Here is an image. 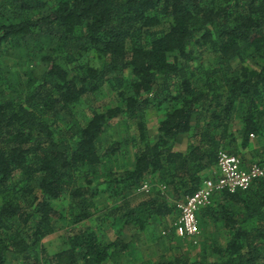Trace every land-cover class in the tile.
<instances>
[{
    "label": "trees",
    "instance_id": "16d2710c",
    "mask_svg": "<svg viewBox=\"0 0 264 264\" xmlns=\"http://www.w3.org/2000/svg\"><path fill=\"white\" fill-rule=\"evenodd\" d=\"M13 54L29 68L5 72ZM0 63V264L118 263L133 249L123 228L111 240L101 226L76 228L101 211L100 193L113 198L112 225L163 223L174 239L177 205L219 151L264 165V145L253 149L264 136V0H0ZM105 90L117 104L79 120ZM152 109L161 117L149 128ZM118 122L126 140L104 145ZM126 146L132 166L105 169ZM64 200L69 216L55 205ZM64 219L74 230L50 253L44 240ZM198 220L221 239L154 264H264V177L217 192Z\"/></svg>",
    "mask_w": 264,
    "mask_h": 264
},
{
    "label": "rangeland",
    "instance_id": "374dc122",
    "mask_svg": "<svg viewBox=\"0 0 264 264\" xmlns=\"http://www.w3.org/2000/svg\"><path fill=\"white\" fill-rule=\"evenodd\" d=\"M20 61H24V58H21L18 54H13L9 59V66H5V72H17L18 68H21L23 70L29 68L30 65H27V62L21 64ZM208 61L210 60L205 57L202 58V62L205 65H208ZM115 104H117L115 94L113 92H110L109 90H105L99 93L95 98H91L90 100H87L85 103H83L79 108H77V110L75 111V115L79 120L85 121V118L89 117L90 115L91 108L102 109V107L105 108L106 106ZM163 107L165 108L166 106ZM160 117L161 113H159V111H157L156 109H152L151 111L149 110V112L147 113L148 124L156 125L158 118ZM128 131V126L125 124V122H118L111 132L104 135L101 141L104 145H109L117 141L126 140V137L130 132ZM263 145L264 136L253 138V149ZM125 150V153L122 152L121 154H118L114 158H112L111 163L109 162L105 166V169L113 168L119 170L121 168L132 166L134 160V151L129 146H126ZM244 154L247 158V162L246 160L239 157L244 167H248L254 163H258L256 160L252 159L253 156L251 151L247 150L246 152H244ZM209 174H212L211 176H209V178H215L218 176L217 172L213 173L211 171ZM147 184L149 186V189H151V181H148ZM98 198L99 199L97 200V203H99V208L101 209V211L95 214L89 221L79 224L76 228H83L88 226L99 228V226H101L100 231L102 232V235L106 236L109 240H111L115 236L114 230L123 228L122 233L125 235L126 241L133 240V249L130 252L119 258L118 263L109 262L107 264H154L163 256H179L184 252H189L190 255L195 256L202 250L204 241L207 240L208 243L211 244L213 240H216L217 237L221 239L217 229L213 225H210L208 229L204 228L202 224L201 226L199 225L200 234L196 238H181L174 232V239H170L172 232H170L168 228H165V225L163 223L159 224L157 222H153L146 228L145 231L141 233H138L137 228L131 227L132 229H130L129 226H126L125 228L123 221L119 219L112 225L110 222L106 221L104 217L106 215V207L110 203L113 204V198L109 197V195L107 194L103 195L102 193L99 194ZM140 198H144V195H137L135 198H133V200L131 201L132 206L136 205L141 200ZM64 202L65 200L60 203H55V205L60 209H64V214H66V216H69L67 208L68 202H65V206ZM72 230H74V227L70 226V223L69 221H67V219L58 221L55 227L54 234L48 236L44 240L45 247L48 252L54 253L65 249L66 246L63 241L64 236Z\"/></svg>",
    "mask_w": 264,
    "mask_h": 264
},
{
    "label": "built area",
    "instance_id": "2783aa9c",
    "mask_svg": "<svg viewBox=\"0 0 264 264\" xmlns=\"http://www.w3.org/2000/svg\"><path fill=\"white\" fill-rule=\"evenodd\" d=\"M217 170V177L204 180L201 188L194 195L177 205L179 217L172 223L177 236L181 238L199 236L198 213L211 204L214 194L222 191L229 193L245 191L255 180L264 177L263 164L254 163L245 168L239 157L223 150L218 153ZM142 190L149 191L147 183L143 185Z\"/></svg>",
    "mask_w": 264,
    "mask_h": 264
},
{
    "label": "crops",
    "instance_id": "0c3cea01",
    "mask_svg": "<svg viewBox=\"0 0 264 264\" xmlns=\"http://www.w3.org/2000/svg\"><path fill=\"white\" fill-rule=\"evenodd\" d=\"M158 122V121H157ZM149 125V128L151 127H154L155 125L154 124H148ZM151 130V129H150ZM188 145V137L187 136H181L179 138V142H178V145L176 146V149L177 150H181V151H184L186 149ZM244 166V165H243ZM249 167V166H248ZM246 168V167H245ZM213 173H218V170L217 168H215L214 170H212ZM212 174H207V176H210Z\"/></svg>",
    "mask_w": 264,
    "mask_h": 264
}]
</instances>
